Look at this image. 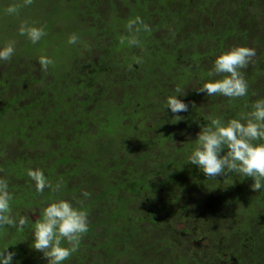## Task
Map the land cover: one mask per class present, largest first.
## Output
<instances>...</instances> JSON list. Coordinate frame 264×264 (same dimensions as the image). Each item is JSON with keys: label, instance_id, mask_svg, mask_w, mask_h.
Instances as JSON below:
<instances>
[{"label": "trees", "instance_id": "trees-1", "mask_svg": "<svg viewBox=\"0 0 264 264\" xmlns=\"http://www.w3.org/2000/svg\"><path fill=\"white\" fill-rule=\"evenodd\" d=\"M22 24L44 35L33 43ZM9 42L0 178L26 223L0 226V249L47 264L31 248L34 225L67 199L89 229L64 264H264V187L242 173L205 177L188 161L199 126L242 118L264 98V0H0V47ZM237 46L255 50L241 69L247 94L198 92L223 78L208 73ZM170 95H186L189 112L173 116ZM36 169L51 184L42 192Z\"/></svg>", "mask_w": 264, "mask_h": 264}, {"label": "clouds", "instance_id": "clouds-1", "mask_svg": "<svg viewBox=\"0 0 264 264\" xmlns=\"http://www.w3.org/2000/svg\"><path fill=\"white\" fill-rule=\"evenodd\" d=\"M8 11L15 12L14 7ZM129 29L132 24H129ZM146 27V26H145ZM21 34L27 33L33 43L44 35L42 28L22 24ZM76 35L69 38V43L75 44ZM130 43H137L135 39ZM15 52L14 42L0 47V60L10 59ZM255 56V50L246 46H237L219 54L214 60V68L208 73H222L221 79H210L197 90L209 95L222 94L228 97L245 96L248 84L241 69L247 66ZM53 61L48 57H40L43 68ZM180 89H177L179 92ZM186 95H170L167 98V110L173 116L181 117L189 112ZM210 123L200 127L196 134L195 146L192 148L188 161L195 165L205 177L224 176L229 172L242 173L252 178V190L264 187V98L257 99L251 105V110L242 118H232L224 122L220 118L210 117ZM183 120V119H182ZM179 120V121H182ZM29 175L36 182L37 191L51 187L50 182L40 169L30 170ZM56 185L55 190H59ZM84 195H87L85 193ZM13 194L9 191V183L0 178V226H23L24 217L11 215ZM89 229L86 210L77 207L71 200L58 199L43 207L40 218L34 225V239L31 248L42 253L47 264H64L78 249L83 234ZM22 230V228H21ZM64 241H67V246ZM18 252L5 245L0 249V264H21L17 259Z\"/></svg>", "mask_w": 264, "mask_h": 264}, {"label": "rangeland", "instance_id": "rangeland-1", "mask_svg": "<svg viewBox=\"0 0 264 264\" xmlns=\"http://www.w3.org/2000/svg\"><path fill=\"white\" fill-rule=\"evenodd\" d=\"M38 215H39V214H38V213H36L35 215H32V217L36 219V218H38ZM205 245H207V246H208V248L212 247V246L210 245V243H209V242H206V243H204V246H205Z\"/></svg>", "mask_w": 264, "mask_h": 264}]
</instances>
